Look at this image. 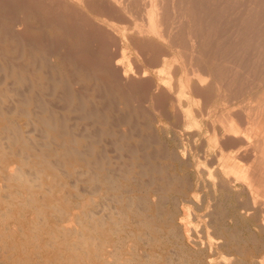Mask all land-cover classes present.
<instances>
[{
  "label": "bare ground",
  "instance_id": "1",
  "mask_svg": "<svg viewBox=\"0 0 264 264\" xmlns=\"http://www.w3.org/2000/svg\"><path fill=\"white\" fill-rule=\"evenodd\" d=\"M142 233L264 264V0H0V264H143Z\"/></svg>",
  "mask_w": 264,
  "mask_h": 264
},
{
  "label": "rangeland",
  "instance_id": "2",
  "mask_svg": "<svg viewBox=\"0 0 264 264\" xmlns=\"http://www.w3.org/2000/svg\"><path fill=\"white\" fill-rule=\"evenodd\" d=\"M135 203H136V202H135ZM241 221H242V220H240V226H241V227H244L245 223L242 221V224H241ZM130 227H131V229L134 228V230L137 229V228H135L134 225H132V226H130ZM128 229H130V228H128ZM140 236H142V237H140ZM140 236H139V239H140V240L138 239V237H134V238H135V239H134L135 242H133V243H134V244L136 243V244H135L136 247L138 246L136 255L141 254V253H139V252H140V251L142 252L143 249H145L147 252H149V251L151 250V248H152L153 250H151L152 252L149 253V258H145L146 260H145L144 258H140V259H139V258H136L137 263H138V262H140V263L142 262L143 264H145V262L148 263V264H153V263H154V264H155V263H156V264H159V263H160V264H168V263H169L167 260H166V261L164 260V261L160 262V261L158 260V257H156V255H155V253H154V252H155V251H154V250H155V245H154L153 243H151V242H150V243L153 244V247H152V245H151L150 243H148V244L145 245L144 242H145V238H146V236L143 235V233H142ZM144 236H145V237H144ZM137 239H138V240H137ZM134 240H133V241H134ZM140 241H141V242H140ZM142 241H143V242H142ZM166 241L168 242V240H166ZM166 241H165V242H166ZM167 242H166V244H167L168 246H166V249L170 250L171 247H169V244H168ZM142 243H143V244H142ZM139 245H140V246H139ZM141 245H142V246H141ZM148 245H150V246H148ZM139 247L141 248V250H140ZM142 247H144V248L142 249ZM148 247H150V249H149ZM148 249H149V251H148ZM153 251H154V252H153ZM150 254H152V255L154 254V255L152 256V255H150ZM151 256H152V257H151ZM139 257H140V256H139ZM156 258H157V259H156ZM138 259H139V261H138ZM167 262H168V263H167Z\"/></svg>",
  "mask_w": 264,
  "mask_h": 264
}]
</instances>
